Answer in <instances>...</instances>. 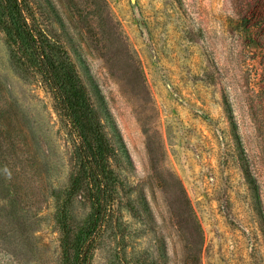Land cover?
Wrapping results in <instances>:
<instances>
[{
    "label": "rangeland",
    "instance_id": "374dc122",
    "mask_svg": "<svg viewBox=\"0 0 264 264\" xmlns=\"http://www.w3.org/2000/svg\"><path fill=\"white\" fill-rule=\"evenodd\" d=\"M20 2L107 141L89 264H264V0ZM34 58L0 0V264H66L63 216L71 240L94 217L92 169Z\"/></svg>",
    "mask_w": 264,
    "mask_h": 264
},
{
    "label": "trees",
    "instance_id": "16d2710c",
    "mask_svg": "<svg viewBox=\"0 0 264 264\" xmlns=\"http://www.w3.org/2000/svg\"><path fill=\"white\" fill-rule=\"evenodd\" d=\"M12 17L15 31L28 43L35 54L36 63L44 66V73L49 77V82L54 89V95L60 115L67 120L71 132L78 144L81 157L87 162L93 173V186L96 202L94 217L86 233L77 240H71L70 229L66 217L62 218L63 250L66 264H89L92 251L99 233L106 222L109 206L112 202V186L107 175L105 158L99 157V140L103 150H108L105 134L99 129L97 123H90L86 113L90 108L85 104L81 83L74 79V85L68 88L62 80L52 73L51 66L44 60H39L37 39L32 32L20 0H5ZM33 61L32 63H34ZM40 61V63H39ZM93 190V188H92Z\"/></svg>",
    "mask_w": 264,
    "mask_h": 264
}]
</instances>
